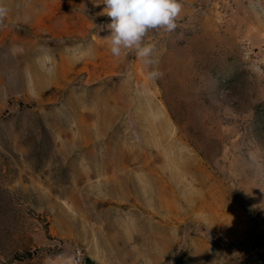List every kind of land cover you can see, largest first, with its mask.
Returning a JSON list of instances; mask_svg holds the SVG:
<instances>
[{"label": "rangeland", "instance_id": "obj_1", "mask_svg": "<svg viewBox=\"0 0 264 264\" xmlns=\"http://www.w3.org/2000/svg\"><path fill=\"white\" fill-rule=\"evenodd\" d=\"M180 2L0 0V264H264V0Z\"/></svg>", "mask_w": 264, "mask_h": 264}, {"label": "clouds", "instance_id": "obj_2", "mask_svg": "<svg viewBox=\"0 0 264 264\" xmlns=\"http://www.w3.org/2000/svg\"><path fill=\"white\" fill-rule=\"evenodd\" d=\"M102 4L101 14L110 18V34L105 38L110 53L120 57L135 50L146 65L156 63L155 45L144 42L146 35L155 29L174 32L183 8L180 0H102Z\"/></svg>", "mask_w": 264, "mask_h": 264}, {"label": "built area", "instance_id": "obj_3", "mask_svg": "<svg viewBox=\"0 0 264 264\" xmlns=\"http://www.w3.org/2000/svg\"><path fill=\"white\" fill-rule=\"evenodd\" d=\"M75 258H76L77 262H81L82 261V251L80 249L76 250Z\"/></svg>", "mask_w": 264, "mask_h": 264}]
</instances>
